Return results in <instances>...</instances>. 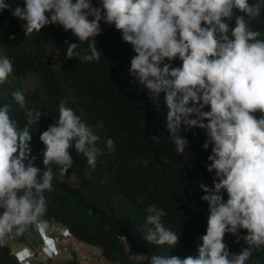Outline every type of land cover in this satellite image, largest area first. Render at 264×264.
I'll use <instances>...</instances> for the list:
<instances>
[{
	"label": "clouds",
	"instance_id": "clouds-1",
	"mask_svg": "<svg viewBox=\"0 0 264 264\" xmlns=\"http://www.w3.org/2000/svg\"><path fill=\"white\" fill-rule=\"evenodd\" d=\"M4 10L24 22L25 36L49 25L70 31L79 42L64 41L66 57L79 56L76 50L87 43L83 59L88 62L104 56L95 39L102 33L101 22L114 25L135 53L129 75L157 109L163 94L164 128L176 153L184 154L189 145L181 133L199 129L205 134L202 148L210 149L205 168L213 174L211 187L199 185L200 199L208 205L206 233L198 237L195 255L182 259L154 253L148 264H246L264 249V31L256 27L264 0H99V6L92 0H23L14 8L0 0ZM176 60L179 66H173ZM13 72L12 59L0 54V86ZM9 94L26 119L21 127L12 104L0 107V248L34 230L45 237L44 252L59 255L46 236L51 230L45 218L48 197L57 178L52 166L60 176L67 174L74 149L95 170L98 158L105 149L111 152L115 142L108 137L101 147L103 123H87L62 99L58 118L39 134L41 169L32 155V126H39L47 113L29 107L19 89L0 92ZM151 140L159 144L161 137ZM145 213L146 243L168 249L177 245L180 231L165 225L164 208L149 204ZM226 234L247 247L232 253ZM63 235L70 232L65 229ZM31 255L28 248L16 252L23 264Z\"/></svg>",
	"mask_w": 264,
	"mask_h": 264
},
{
	"label": "trees",
	"instance_id": "trees-1",
	"mask_svg": "<svg viewBox=\"0 0 264 264\" xmlns=\"http://www.w3.org/2000/svg\"><path fill=\"white\" fill-rule=\"evenodd\" d=\"M6 2L13 8L23 6V0ZM92 3L99 6V0ZM23 24L9 10L0 12V54L9 56L14 64L13 75L0 86V92L19 89L25 93L29 107L47 113L41 117L39 126H32L35 165L44 167L39 155L44 145L39 134L58 118L62 99L87 123L93 126L103 123L104 128L98 133L101 147L108 137L115 142L111 152L105 149V155L98 158L95 170L74 149L70 151L75 162L67 174L60 176L57 166H52L57 178L48 197L50 204L45 218L50 224L68 227L76 240L98 248L111 264H148L154 253L182 259L195 255L198 237L206 233L208 218V205L200 199L204 192L199 185L211 187L213 176L205 168L210 154V149L202 148L205 134L199 129L181 133L189 145L184 154L176 153L164 128L167 109L163 94L157 109L147 90L141 89L129 75L130 60L135 53L130 44L122 41L114 25L101 22L102 33L95 39L104 56L97 63L83 59L87 43L76 50L79 56L66 57L64 41L79 42L70 31L49 25L40 33L25 36ZM256 27L264 31V14ZM12 35L15 39L9 40ZM179 64L176 60L173 66ZM29 75L36 77V85L25 90L24 77ZM5 103L12 104V116L22 127L26 118L10 94L0 95V107ZM153 135L161 137L159 144L152 142ZM149 204L164 208L165 225L180 231L174 247H158L143 239L147 231L145 209ZM241 234H246L245 230ZM234 239L225 235L232 253L247 247L242 241L234 243ZM126 246L142 259L130 257ZM0 264H17L10 245L0 248ZM246 264H264V249L254 253Z\"/></svg>",
	"mask_w": 264,
	"mask_h": 264
},
{
	"label": "built area",
	"instance_id": "built-area-1",
	"mask_svg": "<svg viewBox=\"0 0 264 264\" xmlns=\"http://www.w3.org/2000/svg\"><path fill=\"white\" fill-rule=\"evenodd\" d=\"M50 226H51V230L46 233V236L53 240V245L57 249L59 255L49 256L47 253H45L44 248L47 247V244L45 243V237L39 235L42 241L41 245L39 246V249L35 251V250H30L28 248L32 254L28 258V264H37V261H40V263L42 264H62L59 262L61 256H63L66 253L78 252L80 250L81 244L83 242L76 240L73 237V234L68 227L59 223H51ZM65 229H67L70 232V235L67 237L63 235V231ZM16 252L17 251L14 252L15 257H16ZM90 259H91L90 255L83 254L80 256L79 264H87ZM17 264H23V262L17 260Z\"/></svg>",
	"mask_w": 264,
	"mask_h": 264
},
{
	"label": "crops",
	"instance_id": "crops-1",
	"mask_svg": "<svg viewBox=\"0 0 264 264\" xmlns=\"http://www.w3.org/2000/svg\"><path fill=\"white\" fill-rule=\"evenodd\" d=\"M33 235H28L27 237L23 238V239H17L13 242H11L9 245L12 249L13 252L15 251H20L24 248H29L30 250H35V245L40 246L41 245V238L39 236V234L37 232H35L34 230H32ZM98 248L82 243L80 250L78 252H70V253H66L63 256H61V260H67L68 262L72 261H80V256L85 254V255H91L90 253L93 251H96ZM92 257V256H91ZM92 260V258H91ZM68 264V263H67ZM69 264H73V263H69Z\"/></svg>",
	"mask_w": 264,
	"mask_h": 264
},
{
	"label": "rangeland",
	"instance_id": "rangeland-1",
	"mask_svg": "<svg viewBox=\"0 0 264 264\" xmlns=\"http://www.w3.org/2000/svg\"><path fill=\"white\" fill-rule=\"evenodd\" d=\"M35 85H36V77L35 76L29 75V76L24 77V88H25V90L31 89V88L35 87ZM30 234L33 235L32 230H30L23 237H20L18 239H23V238L27 237ZM37 249H39V246L35 245V251ZM126 250H127L128 254L130 255V257H132L133 259H135V260L142 259V256L139 253L133 251L128 246H126ZM90 254H91L90 256H92L91 257L92 260L90 259L87 264H111L110 262H108L103 257V255H102V253H101V251L99 249H97L96 251L91 252ZM59 262L62 263V264H67V263L68 264L69 263L77 264V261H72V260H71V262H68L67 260H61L60 259ZM37 264H42V263H40V261H37ZM78 264H79V262H78Z\"/></svg>",
	"mask_w": 264,
	"mask_h": 264
}]
</instances>
